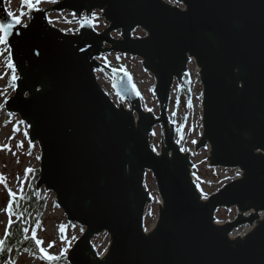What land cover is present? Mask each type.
I'll return each mask as SVG.
<instances>
[{
	"label": "water",
	"instance_id": "1",
	"mask_svg": "<svg viewBox=\"0 0 264 264\" xmlns=\"http://www.w3.org/2000/svg\"><path fill=\"white\" fill-rule=\"evenodd\" d=\"M6 2L0 0V23L13 27L0 45L18 76L5 111L19 116L41 150L37 191L55 195L68 222L84 229L68 264H264V0H179L184 9L167 0H63L28 9L27 26L9 15ZM95 11L108 24L101 33L88 20L77 35L48 22L53 13L83 20ZM137 29L147 36L134 38ZM110 54L142 59L156 79L160 118L143 109L128 72L98 61ZM192 60L203 85L196 150L210 146V167L242 172L206 201L192 177L193 154L176 144L168 114L172 89ZM97 72L114 78L131 110L113 103ZM157 126L159 154L150 138ZM149 172L162 203L147 231ZM233 208L237 218L218 225V211ZM247 225L249 233L232 238ZM104 233L111 244L99 257L93 242Z\"/></svg>",
	"mask_w": 264,
	"mask_h": 264
},
{
	"label": "rangeland",
	"instance_id": "2",
	"mask_svg": "<svg viewBox=\"0 0 264 264\" xmlns=\"http://www.w3.org/2000/svg\"><path fill=\"white\" fill-rule=\"evenodd\" d=\"M10 9L16 16L24 19L27 15V8L23 7V0H12ZM105 26L97 28L103 31ZM135 38H144L147 33L138 29L133 34ZM1 36V33H0ZM120 33L114 34L119 38ZM116 69L124 70L130 73L134 79L135 85L142 97L143 108L146 112L151 111L157 118L160 117L159 102L154 94L156 79L143 67V61L137 57L110 54L101 60ZM10 51L7 46L0 45V225L3 231L7 227L9 217L6 205L9 202V190L16 194L27 191L33 180L36 178V172L40 170L41 151L38 144H31L29 139V129L21 121L19 116L9 115L5 111V105L14 96L15 87H13L14 70L9 67ZM200 70L195 61L189 65L192 99L191 106L186 101V97L181 95L177 99L178 85L175 83L172 89V99L170 102L169 114L171 123L176 126V144L179 145L182 152L192 153V163L194 167L193 178L199 192L204 200L217 194L227 184L241 177L242 172L239 169L212 168L208 162L211 149L210 146L197 152L196 145L203 136V87L200 83ZM99 84L107 92H112V77L106 73H99ZM113 101L119 105L120 100L113 95ZM125 108L131 109L128 102H125ZM186 117L185 123H182ZM155 133V135H153ZM165 136V135H164ZM179 136H182L180 138ZM151 145L156 153H161L163 147V131L161 126H157L150 135ZM26 169H33L32 172ZM237 171L240 175L237 176ZM36 185V183H34ZM145 188L151 193L153 203L148 206L145 215V229L152 230L157 222L159 205L161 203L158 194L157 183L152 173H147ZM44 198L47 200L45 210L40 216L43 227L40 232V240L43 241V256L47 255L61 257L66 259L67 254L78 239L84 234V229L75 224H70L63 210L58 207L55 195L48 194L42 190ZM206 194V198H205ZM37 215V214H36ZM238 210L220 209L216 215V223L224 225L237 218ZM263 217V214H260ZM63 225V231L60 226ZM253 228L242 226L233 232L232 237L245 236ZM75 238V239H73ZM55 241L54 246H49L50 242ZM95 250L99 257H103L111 244L110 236L107 233L97 237L94 242ZM67 249L65 254L64 250ZM67 260V259H66ZM15 264H49L45 260L32 256H22L15 261Z\"/></svg>",
	"mask_w": 264,
	"mask_h": 264
},
{
	"label": "trees",
	"instance_id": "3",
	"mask_svg": "<svg viewBox=\"0 0 264 264\" xmlns=\"http://www.w3.org/2000/svg\"><path fill=\"white\" fill-rule=\"evenodd\" d=\"M13 76L16 77L15 72ZM12 85L16 87L15 80H13ZM178 91L177 99L181 95H184L187 103H191L193 94L189 78H186L182 86L178 87ZM179 137L182 138V136ZM39 177L40 174L37 171L36 178L26 192L20 195L9 194L10 200L6 205V209L10 224L8 232L5 235H3L0 225V240L4 241L0 245V264H15V261L22 256L39 258L47 261L49 264H67L65 258L61 259V257H58L57 259L50 260L44 257L41 252V244L38 245L36 242L41 228L40 216L45 210L47 203L43 192H38L36 185H34V183H37ZM9 206L11 207V211L8 210Z\"/></svg>",
	"mask_w": 264,
	"mask_h": 264
},
{
	"label": "snow or ice",
	"instance_id": "4",
	"mask_svg": "<svg viewBox=\"0 0 264 264\" xmlns=\"http://www.w3.org/2000/svg\"><path fill=\"white\" fill-rule=\"evenodd\" d=\"M23 2L28 7L35 8L36 5L40 2V0H23ZM53 2H55V0H53ZM177 2H179V0H177ZM9 15H12V13L9 12ZM95 15L96 14L93 13L92 14V17L95 18ZM85 19H87V18H85ZM16 23H20V20L18 18L16 19ZM12 27H13L12 24H3V23H0V33H3V35L0 36V43H7L8 30L11 29ZM9 67H13V65L9 64ZM13 79L15 80L16 77L13 76ZM189 106H191V103L190 102H189ZM153 135H155V133H153ZM26 171L32 172L33 169H26ZM236 175L239 176L240 175V172L237 171ZM9 192H10V195H15V193H12L11 190H9ZM205 198H206V194H205ZM8 210L11 211V207L10 206H9V209ZM63 229H64V226L61 225L60 226V230L63 231ZM81 231H83V229H81ZM73 239H75V238H73ZM36 242H37L38 245L43 244V241H40V240H37ZM3 243H4V241L3 240H0V245H2ZM54 244H55V241H52V242H50V245L49 246H54ZM41 251H44V249L41 248ZM64 252L66 254L67 249H65ZM46 258L47 259H50V260H53V259H57L58 257L51 256V255H47L46 254Z\"/></svg>",
	"mask_w": 264,
	"mask_h": 264
},
{
	"label": "built area",
	"instance_id": "5",
	"mask_svg": "<svg viewBox=\"0 0 264 264\" xmlns=\"http://www.w3.org/2000/svg\"><path fill=\"white\" fill-rule=\"evenodd\" d=\"M52 5L57 4L60 0H50ZM52 26L67 34H77L80 26L79 20L72 15H57L49 18Z\"/></svg>",
	"mask_w": 264,
	"mask_h": 264
},
{
	"label": "bare ground",
	"instance_id": "6",
	"mask_svg": "<svg viewBox=\"0 0 264 264\" xmlns=\"http://www.w3.org/2000/svg\"><path fill=\"white\" fill-rule=\"evenodd\" d=\"M233 236V235H232ZM242 237H244V236H242Z\"/></svg>",
	"mask_w": 264,
	"mask_h": 264
}]
</instances>
